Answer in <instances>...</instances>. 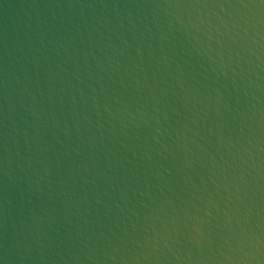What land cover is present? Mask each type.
Segmentation results:
<instances>
[{
  "label": "water",
  "instance_id": "obj_1",
  "mask_svg": "<svg viewBox=\"0 0 264 264\" xmlns=\"http://www.w3.org/2000/svg\"><path fill=\"white\" fill-rule=\"evenodd\" d=\"M0 264H264V0H0Z\"/></svg>",
  "mask_w": 264,
  "mask_h": 264
}]
</instances>
